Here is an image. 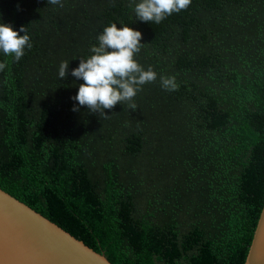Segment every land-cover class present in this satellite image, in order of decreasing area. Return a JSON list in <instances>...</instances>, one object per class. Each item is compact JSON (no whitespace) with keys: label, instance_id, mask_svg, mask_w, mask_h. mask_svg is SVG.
Wrapping results in <instances>:
<instances>
[{"label":"trees","instance_id":"1","mask_svg":"<svg viewBox=\"0 0 264 264\" xmlns=\"http://www.w3.org/2000/svg\"><path fill=\"white\" fill-rule=\"evenodd\" d=\"M61 2L0 0L32 44L0 51V189L112 264H244L264 203V0H191L159 24L141 0ZM112 23L142 33L134 59L157 79L103 119L71 71Z\"/></svg>","mask_w":264,"mask_h":264},{"label":"clouds","instance_id":"2","mask_svg":"<svg viewBox=\"0 0 264 264\" xmlns=\"http://www.w3.org/2000/svg\"><path fill=\"white\" fill-rule=\"evenodd\" d=\"M47 3L63 7L61 0H47ZM190 4L191 0H141L134 3V12L140 21L159 24L173 13L186 10ZM141 39L142 33L127 25L118 28L117 23H112L106 26L97 37L98 45L90 49L93 55L80 59L79 66L71 71L73 77L83 81L72 99L103 119L110 116L105 110H112L117 104H127L135 111L137 105L133 101L137 93L143 85L157 79V73L151 67L144 70L134 59L144 45ZM31 47L25 26H21L18 32L8 23H0V51L5 56H13L18 62L25 55V49ZM6 66V62H0V71ZM68 68L69 62L62 61L60 79L67 77ZM160 81L165 90L175 91L178 88L175 77L161 76ZM72 110L79 111V107L74 106Z\"/></svg>","mask_w":264,"mask_h":264},{"label":"water","instance_id":"3","mask_svg":"<svg viewBox=\"0 0 264 264\" xmlns=\"http://www.w3.org/2000/svg\"><path fill=\"white\" fill-rule=\"evenodd\" d=\"M0 264H112L0 189ZM244 264H264V203Z\"/></svg>","mask_w":264,"mask_h":264}]
</instances>
